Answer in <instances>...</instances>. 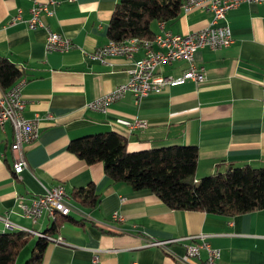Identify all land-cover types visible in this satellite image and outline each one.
I'll return each mask as SVG.
<instances>
[{"label":"crops","instance_id":"1","mask_svg":"<svg viewBox=\"0 0 264 264\" xmlns=\"http://www.w3.org/2000/svg\"><path fill=\"white\" fill-rule=\"evenodd\" d=\"M117 1L58 0L55 15L45 21L70 38L73 47L48 53L43 29L30 30L21 22L9 25L17 9L28 17L30 2L0 0V56L24 69V117L41 118L38 138L25 148L27 167L20 178L11 169L12 127L0 128V215L42 233L52 220L43 217L32 224L17 206L18 195L37 196L57 185L71 195L93 184L96 204L84 206L71 195L69 215L81 222L61 225L55 235L63 242H49L41 264H183L182 256L200 242L195 236L201 234L220 249L217 264H264V208L233 216L173 210L149 189L134 191L115 182L102 163L87 164L67 150L74 138L114 131L125 137L131 152L196 146L197 179L247 164L264 167V2L243 3L228 11L221 22L232 34L228 47L195 51V63L205 69L202 83L166 86L140 99L127 92L98 112L88 108L89 102L125 83L126 70L142 56L137 52L132 59L116 56L103 61L87 56L110 39L107 28ZM211 19L209 11L197 8L181 11L164 27L186 36ZM158 23L153 25L155 33L160 31ZM186 67L185 60H178L159 65L157 71L178 77ZM136 121L145 126L131 129ZM36 238L28 233L15 264L27 246L30 251L24 258L30 256ZM153 241L164 243L149 246ZM205 255L200 252L189 264H200Z\"/></svg>","mask_w":264,"mask_h":264},{"label":"trees","instance_id":"2","mask_svg":"<svg viewBox=\"0 0 264 264\" xmlns=\"http://www.w3.org/2000/svg\"><path fill=\"white\" fill-rule=\"evenodd\" d=\"M186 0H118L112 10L107 35L151 38L156 22L176 19ZM24 76V69L0 56V86L8 89ZM67 150L87 164L100 162L113 181L126 183L132 190L149 189L173 210L201 211L233 216L264 208V167L243 165L196 178L198 150L193 145H169L128 151L121 134L108 131L84 135L69 141ZM72 197L93 207L98 199L93 184L76 189ZM76 221L70 215H57L36 238L30 256L23 264H41L48 237L61 225ZM28 243V233L20 230L0 232V264H15Z\"/></svg>","mask_w":264,"mask_h":264},{"label":"built area","instance_id":"3","mask_svg":"<svg viewBox=\"0 0 264 264\" xmlns=\"http://www.w3.org/2000/svg\"><path fill=\"white\" fill-rule=\"evenodd\" d=\"M30 2L28 17L24 18L21 9L9 20V25L25 23L27 28L34 30L41 28L45 31V48L48 53H65L73 47L70 38L54 31L46 23L45 19L53 17L56 13L58 0H27ZM264 0H186L182 6V12H189L201 8L212 14L209 24L193 33L183 36L173 34L164 27V22H159L160 31L151 38L131 37L123 41L109 39L104 45L94 52L87 53L92 59L103 61L108 57H124L132 59L133 55L141 52L142 56L131 63L126 70L127 81L119 84L107 94L89 102L88 108L93 111L105 112L108 105L123 98L130 92L136 98L146 97L154 91H159L166 86H176L193 81L200 84L205 79V69L194 61V53L197 49L208 47L218 50L228 47L232 43L230 28L221 22L225 21L227 13L243 3H262ZM185 60L187 67L178 77L160 75L157 71L159 65ZM26 84L24 77L18 79L8 89L0 86V128L4 130L5 124H10L13 130V140L10 149L14 154L12 174L20 178L21 172L27 167L25 148L36 141L39 136L40 116L32 118L24 117L25 101L22 98V89ZM145 124L136 121L130 124V128L143 127ZM71 195L63 185L52 188H44V192L37 196H17V206L22 215L32 224H36L41 218L54 219L57 215H69L71 210ZM116 218L117 216L114 215ZM0 221L4 230H20L32 233L36 237L43 236L41 232L11 222L7 215H0ZM200 242L190 245L187 252L181 258L183 264H189L192 257L205 252V258L200 264H217L221 251L213 248L206 240L205 235L195 236ZM49 242L62 243L58 235L48 237ZM164 242H149V246L162 245ZM97 258V257H95Z\"/></svg>","mask_w":264,"mask_h":264},{"label":"rangeland","instance_id":"4","mask_svg":"<svg viewBox=\"0 0 264 264\" xmlns=\"http://www.w3.org/2000/svg\"><path fill=\"white\" fill-rule=\"evenodd\" d=\"M26 248V249H25ZM24 248V250H26V251H22L21 252V255H20V257H19V259H18V261H19V264H22L24 261H25V259L26 258H24L25 257V255H27V252H29L30 251V249H29V247L27 246V247H25ZM29 257V256H28ZM24 259V260H23Z\"/></svg>","mask_w":264,"mask_h":264}]
</instances>
